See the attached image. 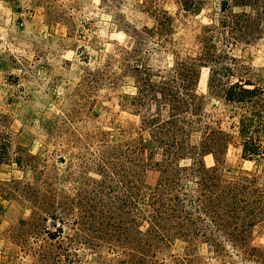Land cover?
Here are the masks:
<instances>
[{"label": "rangeland", "instance_id": "obj_1", "mask_svg": "<svg viewBox=\"0 0 264 264\" xmlns=\"http://www.w3.org/2000/svg\"><path fill=\"white\" fill-rule=\"evenodd\" d=\"M223 2L0 0V264H264V218H235L222 185L201 202L179 168L264 186L244 110L221 98L237 80L264 87V1ZM246 10L255 28L225 23ZM192 64L197 111L148 130L171 112L133 98L136 67L159 81ZM208 132L220 154L203 152Z\"/></svg>", "mask_w": 264, "mask_h": 264}, {"label": "trees", "instance_id": "obj_2", "mask_svg": "<svg viewBox=\"0 0 264 264\" xmlns=\"http://www.w3.org/2000/svg\"><path fill=\"white\" fill-rule=\"evenodd\" d=\"M236 7H246L250 4L245 3V0H235ZM252 5H259L260 0H251ZM264 1V0H263ZM223 10L226 12L229 10L230 0H224ZM260 14V13H259ZM225 23L231 22L234 28L241 26L242 28H255L256 18L247 10L242 13L231 12ZM149 29V28H147ZM156 29H150L155 32ZM150 67L137 66L136 71L138 75V94L133 98H138L141 103H145L147 98L154 101H158L161 107H169L171 115L167 120H160L158 117H152L146 119V126L149 129H154L157 133L159 128H164L168 124H176L179 121V117H182L183 113H193L197 110L193 108L194 99L197 97L194 86L198 79V69L196 65H186L182 67L178 74H171L166 76L163 80L154 81L151 75ZM215 69L213 74H215ZM213 77V75H212ZM195 78V82H190ZM240 80L231 82L230 85H226L222 90L221 98L225 99L228 103L233 104L235 107L244 110L241 121L239 123V132L243 138V157L249 160H253L256 157H264V87L258 86L248 80L245 83H240ZM194 86H193V85ZM253 86V87H251ZM193 91H191V90ZM197 105V104H196ZM246 112V113H245ZM184 115V114H183ZM149 135V132H148ZM210 132L204 136L202 141L203 152L208 154L217 155L216 151L223 152L226 149V145L222 142H216L209 140ZM169 151L173 159L174 156L181 158L184 154L180 155L179 148L177 146L168 145ZM216 150V151H215ZM168 151V149H167ZM189 158V157H183ZM194 163L191 166H179L181 170L192 171V177L195 183L198 185L199 190L204 188L202 192V201L204 198L212 197L216 194L218 186L222 188L216 198L226 196L229 200L228 207L230 212L235 218L246 217L252 222L262 216L264 218V186L262 185L261 177L256 174L240 175L234 179H224L217 173V167H207L205 163L199 162L195 158H192ZM196 161V162H195ZM224 188V190H223ZM204 211L209 213L208 207H204ZM155 223V222H154ZM156 220V227L159 225ZM56 225V222H55ZM57 230V229H56Z\"/></svg>", "mask_w": 264, "mask_h": 264}]
</instances>
